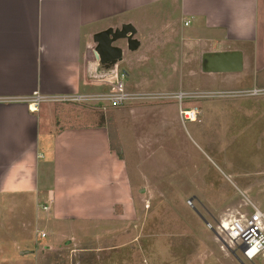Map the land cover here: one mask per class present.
<instances>
[{
	"label": "crops",
	"instance_id": "crops-1",
	"mask_svg": "<svg viewBox=\"0 0 264 264\" xmlns=\"http://www.w3.org/2000/svg\"><path fill=\"white\" fill-rule=\"evenodd\" d=\"M161 11L168 18L167 25L172 23V29L181 32L195 57L187 62L184 52L180 60L171 56L173 52L167 48V59H177L169 79L178 81L179 89L164 88L169 91L159 92L152 87L144 93L131 92L129 104L139 102L144 95V105L114 110L115 131L122 147L119 156L111 147L103 109L63 99L88 93L89 50L95 33L132 23L137 29L135 37L141 42L133 54L140 53L147 33L159 32V42L168 43L164 40L169 28L153 31L156 12ZM116 44L126 50L125 41ZM227 51L242 53L241 71L203 69L205 53ZM195 67L204 73L199 85L211 86L209 83L215 82L223 89L235 88L221 92L224 96H251L253 88H260L257 82L264 71V0H0V199L4 195H23L33 201L34 224L40 231L39 239L43 238V229L47 233L46 247L73 241L82 244L73 253L81 252L79 255L88 259L81 264H118L114 258L125 251L111 242L121 243L128 238L135 243L143 237L137 231L141 206L136 195L166 194V181L139 171L137 163L130 166L125 135L134 140L138 112L161 109L171 100L178 102L184 119V100H194L196 93L192 89L184 91L181 86L191 79L190 87L197 85ZM157 80L150 81L160 83ZM209 95L212 94L205 96ZM37 97L38 109L33 111L30 104L36 103ZM220 109L225 110L208 107L206 113H221ZM160 113L163 117L167 114ZM163 121L166 123L165 118ZM142 140L137 145L145 149L146 156L154 154L156 140L147 134ZM158 143L161 150H166L162 141ZM240 178L239 186L232 183L239 194L232 192L228 181L225 184L230 192L222 184L207 185L202 176L188 190L179 187L181 194L172 192L194 195L198 210L213 220L223 211L235 209L241 198L245 209H250V204L261 208L260 199L250 194L264 193V171ZM205 193L225 196L209 198ZM186 223L183 221V226ZM127 225L131 233L118 231ZM8 235V229L0 234L2 254ZM96 242L103 246H95Z\"/></svg>",
	"mask_w": 264,
	"mask_h": 264
},
{
	"label": "rangeland",
	"instance_id": "rangeland-1",
	"mask_svg": "<svg viewBox=\"0 0 264 264\" xmlns=\"http://www.w3.org/2000/svg\"><path fill=\"white\" fill-rule=\"evenodd\" d=\"M167 22L168 18L164 11L156 12L153 21L156 25L153 31H157L158 27L169 28L164 40H169L168 43L159 42L161 36L159 32L147 33L145 45L139 54L124 49L125 61L119 64L118 68L126 74L124 82L128 93H144L152 87L160 89L159 92L169 91L163 90L164 88L179 89L178 81L169 79L172 70L176 68L172 63L178 58L182 60L184 52L185 59L189 62L195 57L193 56L195 51L190 50L184 43L181 32L174 31L173 24L167 25ZM167 48L173 52L171 56L177 59L174 60L172 57L167 59L168 56L164 53ZM198 57L199 54L196 55V59ZM105 71L103 69V72ZM195 72L197 76L194 77V81L197 85L190 87L191 79L184 83V87L181 86L184 91L192 89V92L196 93L194 100L185 99L183 105V110L194 109L197 112L195 120L182 119L178 102L171 100L163 103L161 106L163 110L153 107L148 113L144 110L138 112L134 140L125 135L126 156L130 166L134 167L137 163L139 171L155 175L158 181H166L164 188L166 194L136 195L137 203L141 206L137 212V231L143 237L135 243L128 238L121 243L111 242L113 246L125 251L114 258L118 264H264V253L253 261H248L240 249L226 245L208 225L210 221L215 226L216 222L229 211L243 209V198L240 199V203H235V209L223 211L213 220L198 210L199 204L193 203L194 195H174L172 192H180L179 187L183 190L190 189L202 176L206 179L207 185L222 184L230 192V187L225 184V181H228L232 192L239 194L235 185H240V177H249L257 172L262 174L264 171V95L224 96L221 92L235 88L223 89L215 82L209 83L211 86H201L199 82L204 78L202 76L204 73L196 67ZM153 79H160V83L150 81ZM89 81V90L83 95L85 101L82 102L86 107L99 111L106 105L102 111L109 123L111 142L122 151L114 124V110L119 107L108 102L102 104V99H99L108 95L111 86L94 83L91 77ZM257 83L258 87L264 88V71L260 72ZM206 93L214 96H205ZM141 98L139 102H135L136 104L133 102L134 105L128 102L120 107L126 109L135 105L142 106L145 103L144 95ZM208 107L225 110L220 109L218 111L221 113L207 114ZM160 111L167 113L165 117ZM123 126L126 124L123 123ZM146 134L156 140L154 145L156 151L149 156H146L142 146L137 145L143 142ZM159 140L166 145V150L160 149ZM233 182L236 184H232ZM205 195L209 198L225 196L213 193ZM250 196L260 199L259 205L264 211V193ZM32 205L33 201L23 195L3 196L0 203V234L2 230L8 229L9 242L4 247L3 254L0 245V264H81L82 260L87 262L88 259L79 255L81 252L73 253V250L80 249L82 244L64 241L55 248L46 247L45 239L38 237L40 231L37 232L34 224L36 214ZM183 221L187 222L184 226ZM42 231L44 232V229ZM118 231H122L123 234L131 233L129 225ZM102 244L96 242L95 246H103ZM129 251L132 252L128 254ZM94 261L100 262V259L95 258Z\"/></svg>",
	"mask_w": 264,
	"mask_h": 264
},
{
	"label": "built area",
	"instance_id": "built-area-1",
	"mask_svg": "<svg viewBox=\"0 0 264 264\" xmlns=\"http://www.w3.org/2000/svg\"><path fill=\"white\" fill-rule=\"evenodd\" d=\"M105 70L106 72L94 75L93 78L94 83L111 86L108 95L99 99H102V104L108 102L110 105L118 107L126 105L132 100V95L125 89L124 76L126 74L119 70L118 64ZM249 95H264V88H253ZM178 96L182 99V93H179ZM38 100H40L39 97H37L36 103L30 104L31 110L38 109ZM63 100L82 102L85 101V96H75L71 99L65 97ZM33 104L36 105L35 109L32 108ZM105 107L106 105H103V109ZM181 114L184 119L191 121L197 117V112L194 109L181 110ZM208 225L226 245L240 249L246 260L253 261L264 253V211L261 208L250 204V209L229 211L226 216L216 222L215 226L211 223ZM41 236L46 237V233L42 231Z\"/></svg>",
	"mask_w": 264,
	"mask_h": 264
},
{
	"label": "water",
	"instance_id": "water-1",
	"mask_svg": "<svg viewBox=\"0 0 264 264\" xmlns=\"http://www.w3.org/2000/svg\"><path fill=\"white\" fill-rule=\"evenodd\" d=\"M136 34L137 29L132 23H124L118 28L109 27L95 33L93 35L94 45L89 50L88 73L90 75L103 74V69L108 70L124 59V48L116 44L119 41H125L127 50H137L141 42L135 37ZM203 69L209 72L241 71L243 55L240 51L205 53Z\"/></svg>",
	"mask_w": 264,
	"mask_h": 264
},
{
	"label": "trees",
	"instance_id": "trees-1",
	"mask_svg": "<svg viewBox=\"0 0 264 264\" xmlns=\"http://www.w3.org/2000/svg\"><path fill=\"white\" fill-rule=\"evenodd\" d=\"M111 147H112L114 150L116 149V151H117V153H118L119 156L122 155V151H121L120 149L116 148L115 144L112 143V142H111Z\"/></svg>",
	"mask_w": 264,
	"mask_h": 264
},
{
	"label": "bare ground",
	"instance_id": "bare-ground-1",
	"mask_svg": "<svg viewBox=\"0 0 264 264\" xmlns=\"http://www.w3.org/2000/svg\"><path fill=\"white\" fill-rule=\"evenodd\" d=\"M89 75H90V74H89ZM90 76L94 78V75H90ZM35 107H36V105L33 104V105H32V108L35 109Z\"/></svg>",
	"mask_w": 264,
	"mask_h": 264
}]
</instances>
